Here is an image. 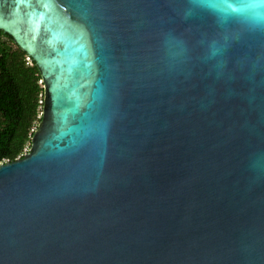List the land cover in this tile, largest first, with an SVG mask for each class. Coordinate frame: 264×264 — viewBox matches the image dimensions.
Wrapping results in <instances>:
<instances>
[{"label":"water","instance_id":"obj_1","mask_svg":"<svg viewBox=\"0 0 264 264\" xmlns=\"http://www.w3.org/2000/svg\"><path fill=\"white\" fill-rule=\"evenodd\" d=\"M0 30L44 89L31 146L0 163V264H264L255 9L0 0Z\"/></svg>","mask_w":264,"mask_h":264},{"label":"trees","instance_id":"obj_2","mask_svg":"<svg viewBox=\"0 0 264 264\" xmlns=\"http://www.w3.org/2000/svg\"><path fill=\"white\" fill-rule=\"evenodd\" d=\"M34 60L0 30V163L28 151L42 117L43 83Z\"/></svg>","mask_w":264,"mask_h":264},{"label":"clouds","instance_id":"obj_3","mask_svg":"<svg viewBox=\"0 0 264 264\" xmlns=\"http://www.w3.org/2000/svg\"><path fill=\"white\" fill-rule=\"evenodd\" d=\"M201 3L213 11L227 15L229 13H239L248 10L249 8L256 10L258 18H264V0H248L247 4H237L233 0H201Z\"/></svg>","mask_w":264,"mask_h":264}]
</instances>
